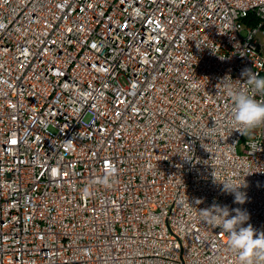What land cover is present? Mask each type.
<instances>
[{
	"label": "built area",
	"instance_id": "2783aa9c",
	"mask_svg": "<svg viewBox=\"0 0 264 264\" xmlns=\"http://www.w3.org/2000/svg\"><path fill=\"white\" fill-rule=\"evenodd\" d=\"M245 70L264 0H0V264H235L199 209L264 231V126L221 82L264 100Z\"/></svg>",
	"mask_w": 264,
	"mask_h": 264
},
{
	"label": "clouds",
	"instance_id": "9594fccd",
	"mask_svg": "<svg viewBox=\"0 0 264 264\" xmlns=\"http://www.w3.org/2000/svg\"><path fill=\"white\" fill-rule=\"evenodd\" d=\"M249 72L245 70L242 73L244 81L256 94L264 97V76L249 75ZM232 80L229 77L221 80L222 90L232 102V123L238 126V130L246 132L264 126V100L250 94L244 87L232 83ZM109 181L110 176L102 178L101 183L107 184ZM223 184L226 191L235 193V202H244V194L237 190L240 185L226 182ZM199 216L203 223L219 228L227 235V246L235 256V264H264V231L257 232L251 224L244 226L249 219L245 210L230 209L227 205L213 203L210 207L199 209Z\"/></svg>",
	"mask_w": 264,
	"mask_h": 264
}]
</instances>
